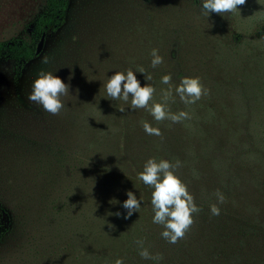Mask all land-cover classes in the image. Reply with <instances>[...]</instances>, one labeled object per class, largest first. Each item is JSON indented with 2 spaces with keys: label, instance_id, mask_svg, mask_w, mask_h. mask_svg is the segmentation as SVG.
<instances>
[{
  "label": "rangeland",
  "instance_id": "374dc122",
  "mask_svg": "<svg viewBox=\"0 0 264 264\" xmlns=\"http://www.w3.org/2000/svg\"><path fill=\"white\" fill-rule=\"evenodd\" d=\"M202 4L203 0H69L64 23L45 33L42 50L19 76L14 75V60L0 57V204L10 214V228L0 238V264H98L100 244H110L117 235L125 242L131 233L123 202L129 191L134 192L127 183L131 177L119 173L116 177L123 175L127 182L120 185L118 178L116 191L103 186L100 191L98 178L103 181L104 169L116 166L107 159L114 157L112 153L99 159L98 141L113 143L116 109L127 106L98 96L84 101L86 90L79 81L97 60L98 75L105 77L115 67L114 60L122 62L126 55L151 75L160 72L180 80L198 68L191 64L209 50L207 41L259 39L264 0H246L236 12L209 16ZM44 6L45 0H0V41L27 39ZM153 48L163 57L156 68L151 64ZM45 57L46 64L41 62ZM41 69L70 85L58 115L27 98ZM135 74L146 79V73ZM88 102L108 111L105 125L98 128V118L81 117ZM88 137L95 142L86 144ZM107 146L104 151L112 152Z\"/></svg>",
  "mask_w": 264,
  "mask_h": 264
},
{
  "label": "trees",
  "instance_id": "16d2710c",
  "mask_svg": "<svg viewBox=\"0 0 264 264\" xmlns=\"http://www.w3.org/2000/svg\"><path fill=\"white\" fill-rule=\"evenodd\" d=\"M68 6L69 0H45V6L30 25L27 39L13 37L0 41V57L15 61V76L37 56L35 49L41 34L64 23ZM263 25L256 32L259 39L252 37L254 40L248 43H239L240 38L217 44L207 41L209 54L204 50L202 58L194 59L197 63L191 64L198 68L189 77H199L206 89L196 103H183L174 91L182 78L172 79L173 98L168 102L169 107L173 113L184 110L190 115L179 123L167 119L158 122L146 109L133 110L131 96L128 103L107 97L105 85L109 78L117 71L126 73L129 68L137 69L132 57L126 55L122 62L116 58L115 67L105 77L98 75V60L95 67L89 65L92 71L79 81L86 90L84 101L98 96L127 106L123 112L116 109L114 137L109 130L113 143L106 138L98 141L102 150L98 153L99 159L104 153H112L114 157L107 159H112L116 166L104 169L106 176L100 178H105L103 181L98 178L99 189L102 191L103 186L116 191L117 179L121 180L120 185L126 181L123 175H116L126 173L131 177L130 183L126 182L137 199L140 195L143 197L140 210L126 219L131 234L125 242L117 235L111 237L110 244H100L98 264H116L117 260L122 264H264ZM162 77V73L154 72L150 81L138 78L141 86L149 83L156 89L150 103L162 102L163 91L169 87L161 83ZM91 103H87L89 108L86 105L87 112L83 111L81 117L98 118L99 128L105 125L102 121L108 118V111H100ZM144 121L160 128L162 135L147 134L142 126ZM86 142L95 140L88 137ZM103 144L114 150L104 151ZM150 158L166 159L173 164L180 161L175 172L187 184L201 209L193 214L194 223L184 238L175 244L163 238L164 226L153 222L154 189L137 178ZM218 191L224 196L222 204L216 195ZM212 204L220 208L219 215H212ZM9 228L10 214L0 204V238ZM140 240L142 246L137 244ZM142 249H147L151 257L161 259L143 258Z\"/></svg>",
  "mask_w": 264,
  "mask_h": 264
},
{
  "label": "clouds",
  "instance_id": "9594fccd",
  "mask_svg": "<svg viewBox=\"0 0 264 264\" xmlns=\"http://www.w3.org/2000/svg\"><path fill=\"white\" fill-rule=\"evenodd\" d=\"M245 3L246 0H203L202 9L207 16L212 12L218 14L232 13L239 9L238 6ZM151 55L153 68L163 63V57L159 55L158 49L153 48ZM41 62L46 64L48 58L45 57ZM137 71L146 73V80H152V75L140 66L135 71L129 68L126 73L117 71L105 85L107 97L128 103L131 96L130 106L133 110L146 109L158 122L167 119L173 123H179L190 118L187 111L181 110L178 113H173L169 107L168 102L173 98L171 74H166L161 79L162 84L169 85L163 91L162 102L150 103L153 101L156 89L149 83L141 86L135 74ZM174 91L186 105L196 103L206 93L199 77L188 76L182 78ZM69 95L70 85L66 84L59 76L54 75L53 72L41 69L27 98L30 102L41 106L43 111L58 115L65 107V98ZM119 110L123 112L124 108L120 107ZM142 126L149 135H162L160 128L153 127L147 121L142 122ZM178 167H180L178 160L173 164L166 159L157 161L155 158H150L137 177L146 186L154 189L151 199L155 213L153 222L164 226L165 230L162 232V236L172 244L184 238L194 223L193 214H198L201 210L195 203L194 196L189 192L187 184L176 174L175 168ZM127 195L128 199L123 202V207L128 210L125 219L131 217L133 212L140 210L143 199L142 195L137 199L132 191H129ZM216 195L222 204L224 202L223 194L218 191ZM210 211L212 215L220 214V208L217 204H212ZM116 215H120V213H116ZM137 244L142 246L143 241H137ZM140 255L145 259H161L158 256L151 257L147 249H142ZM116 264H122V261L117 260Z\"/></svg>",
  "mask_w": 264,
  "mask_h": 264
},
{
  "label": "water",
  "instance_id": "95a60500",
  "mask_svg": "<svg viewBox=\"0 0 264 264\" xmlns=\"http://www.w3.org/2000/svg\"><path fill=\"white\" fill-rule=\"evenodd\" d=\"M44 39H45V33L43 32L36 44V49H35V53L38 54L40 53V51L43 48V44H44Z\"/></svg>",
  "mask_w": 264,
  "mask_h": 264
}]
</instances>
